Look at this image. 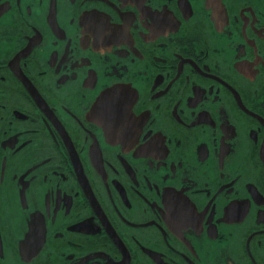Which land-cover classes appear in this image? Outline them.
<instances>
[{
  "label": "flooded vegetation",
  "instance_id": "flooded-vegetation-1",
  "mask_svg": "<svg viewBox=\"0 0 264 264\" xmlns=\"http://www.w3.org/2000/svg\"><path fill=\"white\" fill-rule=\"evenodd\" d=\"M0 264H264V0H0Z\"/></svg>",
  "mask_w": 264,
  "mask_h": 264
}]
</instances>
